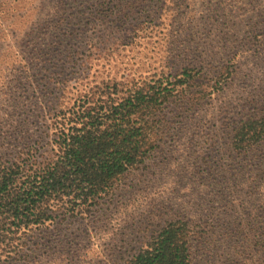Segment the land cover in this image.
<instances>
[{
  "label": "rangeland",
  "instance_id": "obj_1",
  "mask_svg": "<svg viewBox=\"0 0 264 264\" xmlns=\"http://www.w3.org/2000/svg\"><path fill=\"white\" fill-rule=\"evenodd\" d=\"M102 1L0 0V159L41 154L85 95L165 88L154 149L88 215L9 234L0 264H124L171 222L191 264H264V139L233 138L264 119V0Z\"/></svg>",
  "mask_w": 264,
  "mask_h": 264
},
{
  "label": "trees",
  "instance_id": "obj_2",
  "mask_svg": "<svg viewBox=\"0 0 264 264\" xmlns=\"http://www.w3.org/2000/svg\"><path fill=\"white\" fill-rule=\"evenodd\" d=\"M109 4L103 0L96 7ZM151 92L135 89L120 99L85 95L49 117L45 136L50 138L41 154L27 148L10 163L0 159V246L9 234L55 217L88 215L117 178L142 163L155 146L146 140L153 121L145 118L168 93ZM234 133L236 145L251 149L264 139V119L241 121ZM188 240L184 223H167L124 264H191Z\"/></svg>",
  "mask_w": 264,
  "mask_h": 264
}]
</instances>
